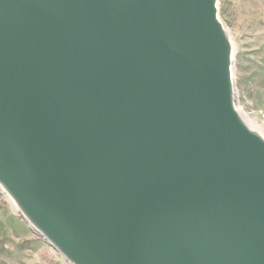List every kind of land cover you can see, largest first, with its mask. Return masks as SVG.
I'll list each match as a JSON object with an SVG mask.
<instances>
[{"label": "water", "instance_id": "water-1", "mask_svg": "<svg viewBox=\"0 0 264 264\" xmlns=\"http://www.w3.org/2000/svg\"><path fill=\"white\" fill-rule=\"evenodd\" d=\"M218 0H0V191L66 264H264V134Z\"/></svg>", "mask_w": 264, "mask_h": 264}, {"label": "rangeland", "instance_id": "rangeland-1", "mask_svg": "<svg viewBox=\"0 0 264 264\" xmlns=\"http://www.w3.org/2000/svg\"><path fill=\"white\" fill-rule=\"evenodd\" d=\"M234 47L238 107L264 134V0H218ZM0 264H66L0 191Z\"/></svg>", "mask_w": 264, "mask_h": 264}, {"label": "bare ground", "instance_id": "bare-ground-1", "mask_svg": "<svg viewBox=\"0 0 264 264\" xmlns=\"http://www.w3.org/2000/svg\"><path fill=\"white\" fill-rule=\"evenodd\" d=\"M245 120H246V122L248 123V125H249L252 129L257 130V131H261V130H259V128L257 129V128H255L254 126H252V125L247 121L246 117H245ZM10 202H11V204H12L14 210L18 213V210H17V207L15 206V204H14L11 200H10Z\"/></svg>", "mask_w": 264, "mask_h": 264}]
</instances>
